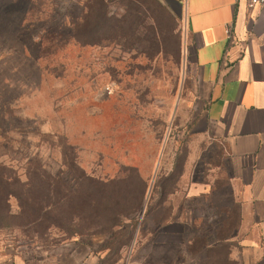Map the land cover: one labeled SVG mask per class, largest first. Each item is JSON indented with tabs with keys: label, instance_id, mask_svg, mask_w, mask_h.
<instances>
[{
	"label": "rangeland",
	"instance_id": "1",
	"mask_svg": "<svg viewBox=\"0 0 264 264\" xmlns=\"http://www.w3.org/2000/svg\"><path fill=\"white\" fill-rule=\"evenodd\" d=\"M191 76L185 21L166 0H0V167L15 178L0 206V264H36L76 236L124 264L173 208L192 218L191 183L227 184L222 146L193 131ZM209 217L184 229V256L228 234Z\"/></svg>",
	"mask_w": 264,
	"mask_h": 264
},
{
	"label": "crops",
	"instance_id": "2",
	"mask_svg": "<svg viewBox=\"0 0 264 264\" xmlns=\"http://www.w3.org/2000/svg\"><path fill=\"white\" fill-rule=\"evenodd\" d=\"M166 1L181 9L190 45L191 82L196 99L193 131L222 146L229 174L227 184L221 188L200 182L208 187L206 193H195L198 183H189L188 189L192 188L186 190L185 199L200 201L192 207V218L178 216L177 208H173L170 219L158 225L153 238L142 241L147 252L138 255L141 247H137L124 264H200L207 258L203 252L191 258L184 256L185 245L190 246L192 238L182 237L183 232L187 228L199 231L201 221L213 223L209 216L216 214L217 231L225 230L228 234L209 236L205 247L228 245L227 260L232 264H262L264 4L251 6L249 0ZM211 190H221L216 192L221 194L209 198ZM189 211L186 204L184 213ZM205 230L214 231V226ZM98 245L96 238L76 236L44 249L36 264H105ZM10 264L30 262L17 257Z\"/></svg>",
	"mask_w": 264,
	"mask_h": 264
},
{
	"label": "trees",
	"instance_id": "3",
	"mask_svg": "<svg viewBox=\"0 0 264 264\" xmlns=\"http://www.w3.org/2000/svg\"><path fill=\"white\" fill-rule=\"evenodd\" d=\"M13 182H15V178H14V176H12V174L11 173H6V172H3L2 171V169H1V167H0V195H1V200H0V206H1V208H3L4 207V210H6V211H8L7 210V206H8V204H7V201H8V199H9V197H11V196H14V191H13V189L11 188V184L13 183ZM162 195H163V192H161L160 193V197H159V199L160 200H156L155 201V206H154V211L156 210V208L158 209V207H157V205H158V203H160L161 202V199H162ZM51 210V208L49 207V209L47 210V211H50ZM152 211V210H151ZM147 212V211H146ZM147 213H150L149 211L147 212ZM146 213V214H147ZM158 224H159V226L160 225H162L161 224V221L160 222H158ZM134 228V227H133ZM205 239V238H204ZM206 243H209V238H207L206 240H205V242L202 244V245H205ZM192 245L193 244H191L190 246L192 247ZM190 246H189V248H190ZM224 246V245H223ZM137 247V246H136ZM205 247V246H204ZM214 248H220V247H217V246H209V247H207V254H206V256H207V258H205L204 259V261H202L200 264H210V262H213V263H215V261H216V264H225L226 262L227 263H229L228 262V254H229V252H230V247H229V250H228V254L226 255V256H224L221 260H219L218 258H217V255L216 254H210V253H208V252H212V250L214 249ZM216 255V256H215Z\"/></svg>",
	"mask_w": 264,
	"mask_h": 264
},
{
	"label": "built area",
	"instance_id": "4",
	"mask_svg": "<svg viewBox=\"0 0 264 264\" xmlns=\"http://www.w3.org/2000/svg\"><path fill=\"white\" fill-rule=\"evenodd\" d=\"M251 6H256V5H262L264 4V0H249Z\"/></svg>",
	"mask_w": 264,
	"mask_h": 264
}]
</instances>
